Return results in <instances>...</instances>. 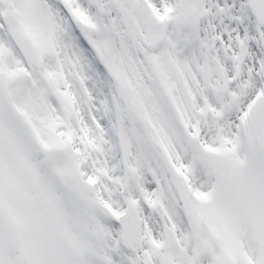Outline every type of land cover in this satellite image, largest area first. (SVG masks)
Listing matches in <instances>:
<instances>
[{"label":"snow or ice","instance_id":"snow-or-ice-1","mask_svg":"<svg viewBox=\"0 0 264 264\" xmlns=\"http://www.w3.org/2000/svg\"><path fill=\"white\" fill-rule=\"evenodd\" d=\"M0 264H264V0H0Z\"/></svg>","mask_w":264,"mask_h":264}]
</instances>
